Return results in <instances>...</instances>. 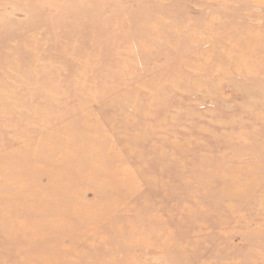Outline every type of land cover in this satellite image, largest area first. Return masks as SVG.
I'll list each match as a JSON object with an SVG mask.
<instances>
[{"label": "rangeland", "instance_id": "374dc122", "mask_svg": "<svg viewBox=\"0 0 264 264\" xmlns=\"http://www.w3.org/2000/svg\"><path fill=\"white\" fill-rule=\"evenodd\" d=\"M0 264H264V0H0Z\"/></svg>", "mask_w": 264, "mask_h": 264}]
</instances>
